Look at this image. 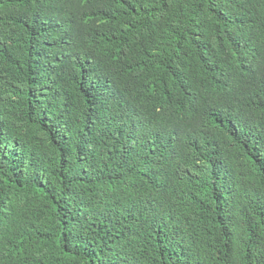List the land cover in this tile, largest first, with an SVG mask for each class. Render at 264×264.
<instances>
[{
    "label": "trees",
    "instance_id": "1",
    "mask_svg": "<svg viewBox=\"0 0 264 264\" xmlns=\"http://www.w3.org/2000/svg\"><path fill=\"white\" fill-rule=\"evenodd\" d=\"M0 264H264V0H0Z\"/></svg>",
    "mask_w": 264,
    "mask_h": 264
}]
</instances>
